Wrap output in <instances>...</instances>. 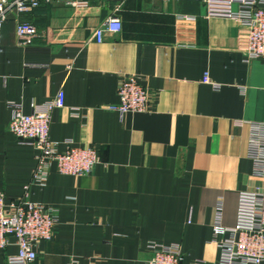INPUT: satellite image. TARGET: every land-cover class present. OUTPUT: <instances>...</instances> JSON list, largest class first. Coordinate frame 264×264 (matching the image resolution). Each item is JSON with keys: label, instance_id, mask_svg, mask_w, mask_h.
Instances as JSON below:
<instances>
[{"label": "crops", "instance_id": "1", "mask_svg": "<svg viewBox=\"0 0 264 264\" xmlns=\"http://www.w3.org/2000/svg\"><path fill=\"white\" fill-rule=\"evenodd\" d=\"M113 6L40 0L9 14L0 33V191L7 203H43L58 217L31 264H144L151 241L178 245L184 264H217L214 226L233 227L238 194L262 182L248 141L250 123L264 122L263 63L245 60L246 30L228 0H125L121 30L98 43L94 29ZM19 21L36 26L33 41L17 37ZM126 75L149 89L148 111L112 108ZM59 91L50 138L60 150L65 140L94 146L99 159L80 176L51 165L39 185L37 150L8 129V103L30 113ZM10 242L0 264L17 252Z\"/></svg>", "mask_w": 264, "mask_h": 264}, {"label": "built area", "instance_id": "2", "mask_svg": "<svg viewBox=\"0 0 264 264\" xmlns=\"http://www.w3.org/2000/svg\"><path fill=\"white\" fill-rule=\"evenodd\" d=\"M111 1L114 2L111 13L93 32V38L98 43L104 40L106 34L121 30L119 11L125 0ZM202 1L209 3L211 0ZM39 2L40 0H0V33L10 13L29 11L37 7ZM228 2L236 6L229 13L230 18L246 30L245 60L258 59L264 66V0ZM178 18L182 24L195 20V17L189 15H179ZM15 33L25 43L33 41L38 34L36 26L28 21L17 22ZM203 82L210 83L207 72ZM117 96L119 102L112 108L121 114L146 112L150 108L151 93L137 76L122 77L117 86ZM8 105L11 109L8 129L19 142L37 150V164L33 172L35 183H46L51 165L61 174L80 176L92 171L99 159L94 146H76L72 140H65V148L60 150L59 143L49 136L52 112L64 106L62 91L44 101L39 110L30 113H25L19 103L11 101ZM73 110L72 113L76 115L77 112ZM250 129L248 155L255 162L254 174L262 182L253 190L238 194L236 222L233 227L214 226V236L219 247L217 264L264 263V122L250 123ZM57 223L58 217L51 207L24 198L7 203L0 191V252L11 243L10 237H14L17 247L15 254L6 257V264H31L37 257V244L53 237ZM148 248L151 255L144 264H184V254L176 244L164 245L151 241ZM190 264L204 262L193 261Z\"/></svg>", "mask_w": 264, "mask_h": 264}]
</instances>
